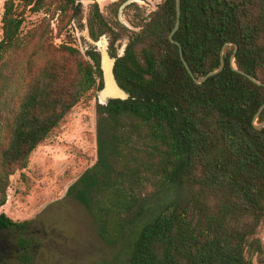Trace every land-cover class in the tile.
I'll return each instance as SVG.
<instances>
[{
    "label": "trees",
    "instance_id": "obj_1",
    "mask_svg": "<svg viewBox=\"0 0 264 264\" xmlns=\"http://www.w3.org/2000/svg\"><path fill=\"white\" fill-rule=\"evenodd\" d=\"M77 0H5L0 38V208L12 176L85 97L103 84L100 54L88 59L71 42L56 45L51 18L24 31L27 11H59V33ZM119 5V4H118ZM117 13V9L115 10ZM54 16V15H53ZM52 16V17H53ZM162 0L129 38L114 72L126 100L97 102V161L69 193L95 217L98 233L117 244L139 224L125 264H251L263 251L264 128L254 117L264 103V0ZM95 40L113 34L97 1L88 18ZM116 38L111 54L116 56ZM264 121V109L257 123ZM169 200L148 206L156 192ZM146 220L140 224L145 213ZM24 229L0 212V231ZM28 259V256H27Z\"/></svg>",
    "mask_w": 264,
    "mask_h": 264
},
{
    "label": "rangeland",
    "instance_id": "obj_2",
    "mask_svg": "<svg viewBox=\"0 0 264 264\" xmlns=\"http://www.w3.org/2000/svg\"><path fill=\"white\" fill-rule=\"evenodd\" d=\"M79 1L82 3L80 14L74 15L67 25L64 22L62 33H59V11L55 14L53 11H27L24 31L34 27L44 17H50L53 42L56 45L71 42L91 60L87 50L97 47V41L90 35L88 18L95 1L115 30L114 35L105 36L109 43L116 38L114 47L118 54L124 53L132 33L140 29L138 25L162 2L135 0L119 16L118 4L124 0ZM4 2L0 0V38ZM97 91L81 100L59 127L33 151L28 166L12 176L8 200L0 212L25 222V228L0 231V264L126 263L139 224L128 230L117 244H108L98 233L95 217L69 193L70 186L97 161ZM153 194L155 196L146 200L150 207L169 200L171 191ZM145 215L140 224L146 220L148 212ZM256 236L262 242L263 251L254 254L251 264H264V223Z\"/></svg>",
    "mask_w": 264,
    "mask_h": 264
},
{
    "label": "water",
    "instance_id": "obj_3",
    "mask_svg": "<svg viewBox=\"0 0 264 264\" xmlns=\"http://www.w3.org/2000/svg\"><path fill=\"white\" fill-rule=\"evenodd\" d=\"M135 0H126L119 9V16L122 15V12L124 10V8L131 2H133ZM176 5H177V22L176 25L174 26L171 34H170V38L171 40L177 44L180 48V54L182 59L184 60L187 69L189 70V72L193 75L191 68L189 66V64L187 63V61L184 59L183 56V47L181 45V43L179 41H177L176 39H174V34L175 32L178 30L179 25H180V16H181V0H176ZM97 45V50L100 53V58H101V69H102V73H103V81L104 84L103 86L98 89L97 91V97H98V102L102 105H107L110 100L112 99H122V100H126L128 98H130L131 93L130 91L126 90L124 87H122L118 80L117 77L115 75L114 72V67L116 65V61L118 59V57L122 56L124 53H119L118 56L116 57H112L109 53V49H108V41L105 35H102L100 37V39L96 42ZM229 45H233L234 46V50L233 53L231 55V65L232 67L240 72L241 74L247 76L248 78H250L251 80H253L254 82L258 83V84H262L264 85V82L260 81L259 79H257L256 77H254L253 75L239 69L236 64H235V57H236V53L238 51V44L236 43H232V42H227L224 44L222 51H221V62L218 68H216L215 70H211L209 71L206 75L202 76V77H195L194 79L196 82L198 83H202L204 82L206 79H208L210 76H213L219 72H221L225 66V59H224V52L226 50V48ZM264 109V103L260 106L258 112L255 114L254 117V122H255V126L258 129H262L264 128V121L261 123H257V120L260 116V113L262 112V110Z\"/></svg>",
    "mask_w": 264,
    "mask_h": 264
},
{
    "label": "flooded vegetation",
    "instance_id": "obj_4",
    "mask_svg": "<svg viewBox=\"0 0 264 264\" xmlns=\"http://www.w3.org/2000/svg\"><path fill=\"white\" fill-rule=\"evenodd\" d=\"M125 1H126V0H124L123 2H125ZM123 2H122V3H123ZM122 3H121V4H122ZM121 4H119V6H118V10H119V7L121 6ZM100 11H101V10H100ZM151 12H152V11H151ZM143 22H144V21H142V23H143ZM142 23H141V24H142ZM141 24L138 25L140 28H141ZM139 30H140V29H139ZM105 34H109V33H104V34H102V35H105ZM102 35H101V36H102ZM109 35H110V34H109ZM101 36H100V37H101ZM100 37H99V39H100ZM93 39H94V38H93ZM99 39H97L96 41H98ZM94 40H95V39H94ZM128 42H129V41H128ZM127 44H128V43H127ZM110 45H111V43L108 42V49H109V53H110V55H111L112 57H116V56H118V50H116V53H117L116 56H114L113 54H111V47H110ZM126 46H127V45H126ZM93 48H95V50L99 53V51L97 50V47H93ZM116 49H117V48H116ZM125 49H126V47H125ZM124 53H125V50H124ZM99 54H100V53H99ZM123 55H124V54H123ZM123 55H122V56H123Z\"/></svg>",
    "mask_w": 264,
    "mask_h": 264
}]
</instances>
